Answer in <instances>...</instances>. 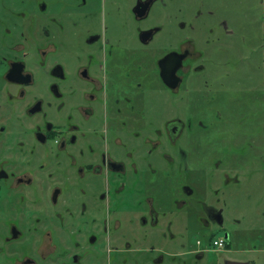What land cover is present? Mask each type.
I'll list each match as a JSON object with an SVG mask.
<instances>
[{
	"label": "flooded vegetation",
	"instance_id": "af4514ba",
	"mask_svg": "<svg viewBox=\"0 0 264 264\" xmlns=\"http://www.w3.org/2000/svg\"><path fill=\"white\" fill-rule=\"evenodd\" d=\"M199 5L0 0V264H228L225 207L190 180L234 35Z\"/></svg>",
	"mask_w": 264,
	"mask_h": 264
},
{
	"label": "rangeland",
	"instance_id": "374dc122",
	"mask_svg": "<svg viewBox=\"0 0 264 264\" xmlns=\"http://www.w3.org/2000/svg\"><path fill=\"white\" fill-rule=\"evenodd\" d=\"M200 1L202 5L194 11L196 16L202 13L198 20L206 22L207 12L215 11V16L226 23L225 27L218 29L219 34H222V31H230L234 32L231 34L234 36L230 38L224 33L225 42H222L218 49L216 60L219 63V80L216 107L221 118L212 119L207 125L208 129L201 132L202 152L196 160L197 168L202 162V169L198 170V178L193 175L190 182L197 188L200 199L214 201L215 204L218 200V205L225 207V225L230 237L228 252H223V256L229 261L264 264V253L261 252L264 249V177L260 184L252 189L243 178L240 183L233 180L228 183L226 175L230 168L224 167L219 171L218 180H215L217 160L225 158L230 164L233 153L243 155L251 151L250 146H254V152H257L258 144L259 149L263 150L264 147V0ZM157 8L158 4L154 11ZM102 16L103 12L102 15L99 12L96 14V28L102 24ZM170 17L169 27L173 30L170 35H177L180 30L176 29L181 19H176L175 16L173 19L172 15ZM248 35L252 38L250 46L245 45ZM163 38L166 40L168 36L160 33L156 40ZM231 40H234V50L224 52L226 43ZM191 162L194 165V158ZM240 166L243 168V165ZM234 175L237 173L230 172V176ZM239 176L243 177V173H239ZM169 182L173 199L177 197L186 179L184 175H179L176 168L170 170ZM224 236L223 232H219L217 238ZM198 240L204 247L208 242L204 237H198Z\"/></svg>",
	"mask_w": 264,
	"mask_h": 264
},
{
	"label": "crops",
	"instance_id": "0c3cea01",
	"mask_svg": "<svg viewBox=\"0 0 264 264\" xmlns=\"http://www.w3.org/2000/svg\"><path fill=\"white\" fill-rule=\"evenodd\" d=\"M233 33L234 32H232V34ZM249 36L251 35H248L246 38V44H245L246 46H250L249 43L252 42V38ZM263 44H264V40H263ZM233 50H234V47H232L231 51ZM235 54H234V59H235ZM249 80H251V74L249 76ZM263 137H264V133H263ZM250 139L252 141L253 138L251 137ZM262 149L263 150L259 149V144H258L257 152L256 150L254 152V146H250L251 151L250 152L247 151L243 155L238 154V153L236 154L233 153V155H231L232 160L230 164H229V160L226 161L225 158H222L219 161L217 160L215 163V169H216L215 180H218V177H219L218 174H219L220 169L223 170L224 167H229L230 171L227 172V175H226V180L228 183L231 180H233L236 183H240V179L243 178L242 180L247 181L248 187L254 189L260 184L262 177H264V147ZM260 150L263 152V154H260L261 152ZM240 165H243V168ZM230 172L231 173L236 172L237 175L230 176ZM239 173H243V177H240ZM263 217H264V213H263ZM261 252L264 253V249Z\"/></svg>",
	"mask_w": 264,
	"mask_h": 264
},
{
	"label": "built area",
	"instance_id": "2783aa9c",
	"mask_svg": "<svg viewBox=\"0 0 264 264\" xmlns=\"http://www.w3.org/2000/svg\"><path fill=\"white\" fill-rule=\"evenodd\" d=\"M227 242L224 238H217L213 241L212 246L216 249H223L226 246Z\"/></svg>",
	"mask_w": 264,
	"mask_h": 264
},
{
	"label": "water",
	"instance_id": "95a60500",
	"mask_svg": "<svg viewBox=\"0 0 264 264\" xmlns=\"http://www.w3.org/2000/svg\"><path fill=\"white\" fill-rule=\"evenodd\" d=\"M224 238H228V235H225ZM228 264H247V263H240V262H236V261H229Z\"/></svg>",
	"mask_w": 264,
	"mask_h": 264
},
{
	"label": "trees",
	"instance_id": "16d2710c",
	"mask_svg": "<svg viewBox=\"0 0 264 264\" xmlns=\"http://www.w3.org/2000/svg\"><path fill=\"white\" fill-rule=\"evenodd\" d=\"M215 239H217V237H214V238L212 239V242H213ZM228 245H229V244H228ZM228 245H227V247H229Z\"/></svg>",
	"mask_w": 264,
	"mask_h": 264
}]
</instances>
